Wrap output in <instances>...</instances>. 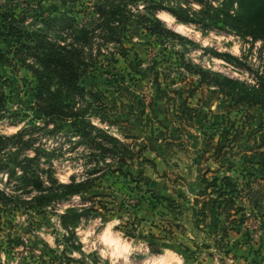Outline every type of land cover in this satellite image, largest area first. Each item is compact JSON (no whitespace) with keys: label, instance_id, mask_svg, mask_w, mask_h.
Returning a JSON list of instances; mask_svg holds the SVG:
<instances>
[{"label":"rangeland","instance_id":"rangeland-1","mask_svg":"<svg viewBox=\"0 0 264 264\" xmlns=\"http://www.w3.org/2000/svg\"><path fill=\"white\" fill-rule=\"evenodd\" d=\"M63 1L0 0V4L24 16L31 27L38 18L70 6ZM160 12L158 17L168 16L167 27L182 40L152 36L130 21L122 40L123 56L103 47L80 81L116 111L112 119L126 120L108 126L92 118L98 127L130 143L134 156L108 157L99 163L92 188L40 209L24 206L36 191L27 180L18 179L20 172L3 170L0 188L15 190L18 202L0 204V264H264V179L257 165L264 161V108L233 104L213 93V87L199 86L198 77L185 66L195 64L256 84V74L264 70V43L224 29L202 34L194 25ZM11 42L0 37V49L5 51ZM34 84L31 72L19 63L0 65V135L44 123L35 110ZM187 105L195 113L182 120L177 116L180 111L188 113ZM59 123L70 131L78 122ZM58 132L38 133L35 146L54 152L50 164L42 156L39 166L45 175L51 168L60 182H68L72 174L81 180L90 149L74 144L77 137L67 141ZM122 132L131 137L125 139ZM14 151L4 146L0 157L16 170L10 163ZM18 155L21 160L33 152ZM214 175H228L237 182L235 203L244 206L246 225L229 229L232 224L211 205L204 219L184 214L188 206L200 208L195 199H215L211 187L205 196L196 194L204 188L201 178L210 181ZM247 180L260 191L255 206L242 189ZM70 208L87 209L74 228L71 240L76 247L67 245L69 232L59 219Z\"/></svg>","mask_w":264,"mask_h":264},{"label":"trees","instance_id":"trees-1","mask_svg":"<svg viewBox=\"0 0 264 264\" xmlns=\"http://www.w3.org/2000/svg\"><path fill=\"white\" fill-rule=\"evenodd\" d=\"M68 2L71 4L64 11L39 16V20L31 24V27L24 16L18 17L14 10L4 9L0 4V37L12 40L5 51L0 49V65L13 66L19 63L31 72L35 81V110L44 120L40 126L33 123L12 135H0V149L12 146L15 151L11 153L13 162L10 163L18 167L16 170L10 168L9 163L3 162L0 157V173L3 170L15 174L20 172L18 179L27 180L36 191V194L25 201L24 206L38 209L47 208L55 202L80 195L92 188L97 177L95 174L101 170L99 163L106 161L108 157L117 160L131 159L134 156L130 143L121 141L108 130L98 127L92 118L108 126L126 120L112 119L116 116V111L103 103L97 92L87 90L80 82L92 67L95 56L102 53L103 47L110 46L116 50L109 53L123 56L122 40L130 21H134L152 36L182 40V36L168 28L165 21L158 17V12L164 11L160 13L167 12L180 23L192 24L202 34L224 29L264 43V0L63 1L64 4ZM185 66L191 68L198 77L199 86L213 87V93L233 104H244L247 108L259 105L264 108V70L256 74L257 82L254 84L195 64L192 67L190 63H185ZM157 92L161 97L165 96L159 87ZM185 109L188 113L180 111L178 118L186 120L194 115V108L187 105ZM67 120H76L78 123L74 124L72 130L67 131L59 123ZM42 130L49 136L59 131L58 133L65 135L67 141L77 137L79 140L73 142L74 144H83L90 149L81 180H76L72 174L68 182H60L51 168L48 175H45L46 172L44 168H40L39 162L45 157L50 164L54 152L35 146L39 139L38 133ZM122 134L125 139L131 137L126 132ZM261 146L259 144L258 148ZM25 150H32L33 155H26L18 160V152ZM138 157L154 167V162L141 157V153ZM257 165L264 179V161L257 162ZM114 171L128 177L133 176L120 168H115ZM200 183L204 188L197 190V195H207V187H211L209 193H214L216 197L213 201L200 202L195 199L194 204L199 203L200 208H192L194 217L200 214L204 219L211 205L216 214H224L225 222L232 224L229 229H235L237 225L243 226L244 206L237 205L234 197L240 191L237 182L228 175L221 178L214 175L210 181L203 176ZM242 189L247 193L250 204L255 206L257 201L254 198L260 191L254 190L249 180L242 185ZM16 195L15 190L9 192L0 188V204L17 205ZM162 199L167 200L166 197ZM85 210L87 209L70 208L59 214L61 226L69 232L67 245L76 247L71 239ZM223 236H226V232H223L222 238Z\"/></svg>","mask_w":264,"mask_h":264},{"label":"crops","instance_id":"crops-1","mask_svg":"<svg viewBox=\"0 0 264 264\" xmlns=\"http://www.w3.org/2000/svg\"><path fill=\"white\" fill-rule=\"evenodd\" d=\"M168 193H170V192H168ZM187 212L190 213L189 216L192 218L193 211H192V208H191V207L188 206V208L184 210V214L187 213ZM187 214H188V213H187ZM182 216H183V215H182ZM193 261L195 262V259H194ZM203 263H204V262L202 261L201 264H203Z\"/></svg>","mask_w":264,"mask_h":264},{"label":"bare ground","instance_id":"bare-ground-1","mask_svg":"<svg viewBox=\"0 0 264 264\" xmlns=\"http://www.w3.org/2000/svg\"><path fill=\"white\" fill-rule=\"evenodd\" d=\"M163 21L169 23V17L168 16H164Z\"/></svg>","mask_w":264,"mask_h":264},{"label":"built area","instance_id":"built-area-1","mask_svg":"<svg viewBox=\"0 0 264 264\" xmlns=\"http://www.w3.org/2000/svg\"><path fill=\"white\" fill-rule=\"evenodd\" d=\"M244 224H245V225L247 224L246 220H245Z\"/></svg>","mask_w":264,"mask_h":264}]
</instances>
